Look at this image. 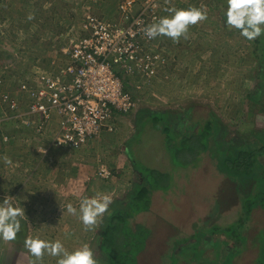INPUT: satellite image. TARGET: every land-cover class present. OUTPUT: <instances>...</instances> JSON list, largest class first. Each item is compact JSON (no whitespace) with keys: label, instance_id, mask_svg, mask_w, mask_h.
Listing matches in <instances>:
<instances>
[{"label":"rangeland","instance_id":"1","mask_svg":"<svg viewBox=\"0 0 264 264\" xmlns=\"http://www.w3.org/2000/svg\"><path fill=\"white\" fill-rule=\"evenodd\" d=\"M117 2L118 0H0V76L7 78L6 85L9 86L8 82L17 80L31 69L47 70L50 61L56 59L61 53V48L69 43L71 35L69 30L77 27L83 14L91 11L96 14L102 12V16L103 12L115 15ZM189 6L205 10L207 19L190 25L186 36L180 37L178 41L167 36L156 37L152 49L164 57L165 67L161 68L163 70L156 77L146 79L142 75H137L132 78L134 83L140 85V89L135 91L139 98L138 106L129 116L116 121L115 131L91 141L86 146L88 150L58 148L60 150L39 151L37 141L28 139V133L20 132L14 137L15 131L7 129L9 141L0 143V200L8 195L17 197L15 202L22 205L26 217L21 218V231L15 240H0V264H29L30 260H34L35 257L28 252L24 242L26 237L35 235L49 240L60 239L68 250L87 243L92 248L97 264H103L104 254L98 248V242L105 214L96 225L86 227L78 216L66 211L65 205L71 202L78 208L80 199L84 196L107 194L112 184L109 180L114 175L123 174L127 179L131 177L130 174H126L128 170L126 164L118 169L119 172L112 166L117 164L115 155L121 157L125 155L123 162H127L123 144L135 131L138 109L183 111L192 105V111H196L195 119L202 124L205 119L218 120L237 141L241 139L238 137H243L242 139L247 141L264 138V112L257 110L247 100L249 93L253 95L257 92L256 85L259 83L258 78L256 79L259 63L253 53L254 40L248 41L239 35L238 30L229 29L224 25L222 20L224 0H165L163 16L169 15L165 11L168 8ZM260 107L264 109V99ZM159 125L154 126L148 120L143 129L138 131L139 134L132 136L128 141L129 151L138 159L137 165L149 169L157 167L161 171V176L157 177L154 173L149 175L148 186L159 184L162 193H169L174 189L177 176H184L187 172L195 186L203 183L199 187L197 201L205 200L200 201L202 208L198 214L208 219V222L205 224L201 222L202 227L210 224L224 227L233 219L237 221L243 218L247 198L253 206L259 205L260 198L256 197L259 188L253 189L244 199L239 196L241 191L245 192L250 188L248 186L240 189V185L246 183L242 173L243 170H248V166L242 165L241 173H238L239 171L227 173L236 179L234 190L231 192L228 186L220 192L219 188L217 190L218 185L222 183L220 187H223L228 182H224L228 175L225 177L217 173L220 172V167L225 169L221 164L222 160L228 165L222 148L200 139L191 147L187 143V146L175 150L174 147H168L166 135H162ZM5 127L6 125L2 128L3 131ZM203 149L205 156L209 154L205 166L201 163L204 160ZM227 154H230V157L235 155L233 151H228ZM239 154L242 155L241 152ZM5 156L9 157L12 163L6 164L3 160ZM92 157L93 162H88ZM237 159L240 161V157ZM252 161L251 169L254 173L257 169L255 182L261 188L264 185L262 180L264 156L260 157L263 167L261 163ZM84 162H88L87 165L90 164V167L95 165L97 167L101 162L106 163L113 176L110 179H102L96 174L95 168V174L90 171L87 173L83 186L70 184L78 165ZM206 174L214 175V179L202 181L197 179L203 178ZM130 179L127 180L130 182L124 189L115 186L117 190H123L119 192L118 197L122 198L131 189L132 178ZM226 188H230V193L225 191ZM182 191L185 192L186 189L182 187ZM118 197H113L112 203ZM167 198L171 205H179L183 200H187L175 196L169 198V195ZM222 200L232 205L230 208L236 207L231 212L232 219H229L230 217L223 219L225 221L216 219L218 211L221 210ZM169 202L157 198L155 200L157 209L154 214L144 213L143 216L140 214L133 218L132 215L128 218L129 225L134 227L137 222L145 220L147 215V221L150 222L152 217L155 220L150 226L152 228L158 226L156 229L158 232L148 239L144 253L138 256L137 264H162L163 255L171 246L174 236L179 238L193 231L189 227V221L196 218V213L191 212L189 205L186 207L189 211L186 212L189 213L187 223L180 219L177 224L170 226L169 218L172 220L173 214L182 208H174L168 204ZM261 203L264 207V199ZM114 207L126 217L130 213L126 205L115 203ZM163 209L164 213H161ZM255 212L252 223L254 227L248 230L250 235L256 232L257 226H264V210L258 207ZM166 214L169 218H166ZM175 222L176 220L173 221ZM192 224L194 231H204L200 228L199 221ZM208 232L210 231L207 230ZM212 234L215 235H210L211 238L225 237L224 233ZM259 240L264 247V231ZM234 244L238 242L231 239L226 248H232ZM246 251L249 257H253L256 247L248 245ZM37 264H57V257L45 253Z\"/></svg>","mask_w":264,"mask_h":264},{"label":"built area","instance_id":"2","mask_svg":"<svg viewBox=\"0 0 264 264\" xmlns=\"http://www.w3.org/2000/svg\"><path fill=\"white\" fill-rule=\"evenodd\" d=\"M164 5L165 0H118L113 19L83 14L47 70L31 69L9 86L0 76V127L20 122L37 135L48 134L50 145L69 150L115 131L116 121L138 106L140 85L132 78L156 77L165 67L164 57L152 49L156 38L145 34L163 16ZM9 138L0 131V143ZM95 172L102 179L113 176L103 162Z\"/></svg>","mask_w":264,"mask_h":264},{"label":"trees","instance_id":"3","mask_svg":"<svg viewBox=\"0 0 264 264\" xmlns=\"http://www.w3.org/2000/svg\"><path fill=\"white\" fill-rule=\"evenodd\" d=\"M253 53L255 59L259 63V68L256 73V79L258 78L259 83L256 85L257 92L253 95H249V93L247 95V100L251 105H254L257 110L264 112V109H261L260 107V104L264 99V34L254 40ZM191 106L183 111L171 109H160L155 111L149 109H138L135 118V131L129 135L124 144V151L133 168L131 189H129L128 193L123 195L122 198H118L117 200L115 199L114 202L111 203L109 212L105 213L100 226L98 248L104 254L103 264H137L138 256L144 253L148 239L153 237L155 232H158L156 230L158 228L157 225L153 228L150 226L155 222L153 217L150 222L146 220L148 214H154L156 212L157 206L155 205V200L158 198L169 202L170 200L167 198L168 195L169 198L171 196H175L187 199V195L189 193V199L186 201L183 200V203L179 205H171L170 202L168 203L174 208L181 207L182 210L173 214L172 220L167 214L166 218H169L170 226L177 224L180 219L182 222L186 221L185 223H187L189 213L186 214V212L189 211L186 210V207L189 205L191 212L194 214L196 213V218L189 221V227L193 231L179 238L174 236V239L170 244L171 246L163 255L162 264H264V247H262L259 240L262 236V232L264 231V226H257L256 232L252 235L248 233V230L254 227L252 223L254 215L256 214L255 209L260 207L264 210L263 204L261 203L264 199V185H262L263 187L261 188L260 185H257L255 182L257 179L255 178L257 175V169L255 173L253 169H251L252 160H254L255 163H261L260 157L264 156V151H262L264 138H255L252 139V141H247L242 139L243 137H238L241 139L240 141H237V139H235L233 135H230L228 130L225 127H222L216 119H205L203 124L200 123L197 119H195L194 115L196 111H192L193 106L192 108ZM158 117H161V119ZM148 120L154 126H158V124H160L158 128L161 129L163 136L164 134L166 135V140L169 143L168 147H174L175 150H177V148L181 149L184 146H187V143H189L191 147L196 140L200 139L209 141L210 145L213 144L222 148L228 165H226L225 161L222 160L221 164L225 166V169L224 167H220L221 169L219 168L220 172L218 171V173H221L225 177H227V173L230 174L235 171H239L238 173H241V169L243 170L242 165L248 166V170H243L242 173L244 174L242 176L246 183L240 185V189L248 186H250V188L245 192L241 191L239 196L244 199V197L246 198L251 194L253 189L256 190L259 188L258 193L256 194V197L260 198L259 205L253 206L252 202L247 198V208L244 211L243 218L241 217L237 221H235L236 219H233V223L232 221H229V225L227 224L224 227H217L215 224L202 227L201 222L205 224L208 222V219L202 218L198 212L199 209L202 208V205L199 204L200 201L205 199H198L197 201L198 190L201 186L197 187L192 183L188 172L184 176H177L174 189H171L172 191L169 193H162V187H160L161 185L159 184L153 187L148 186L149 184H147V178L149 175L154 173L157 177L161 176L160 169H157V167L149 169L145 166L137 165L138 159L134 157L128 149L129 139L132 136L139 134L138 131L143 129V126L148 122ZM178 139H180V141ZM204 140H202V142ZM204 150L205 149L202 151L204 160H202L201 163L205 166V163L207 162L206 158L209 157V154L208 156H205ZM228 151H233L235 155L230 157V154H227ZM240 152L242 155L239 154ZM197 154L199 155V153ZM237 157H240V161ZM261 170L263 171V169ZM226 179L227 180H224V182L228 181L227 185L220 187L222 185L221 183L218 185L219 187H217V190L219 188L220 192L228 186L231 188V192L234 190L236 179L230 175H228V178ZM262 180H264V178ZM182 187L186 189L185 192L182 191ZM230 188H226L225 191L230 193ZM236 197L238 198V196ZM238 202L240 203L239 199ZM115 203H118L119 205H126V207H128L130 213H128L127 217L124 214L122 215L121 211L114 207ZM227 203L228 202H226V200H222L220 207L221 210L218 211L217 220L225 221L223 219L228 217H230L229 219L233 218L231 217V212L235 210L236 207L235 209H232L230 208L232 205ZM168 206L166 208H168ZM134 213H140L142 216L144 213L148 214L145 216V220L137 222L135 226L132 227L128 223V218ZM161 213H164V209ZM174 220H176L175 223H173ZM194 221H199L200 228L204 231H194L192 224ZM207 230L210 232L207 233ZM214 232L219 234L224 233L225 237L222 239L219 237L211 238L210 235H215L212 234ZM231 239L237 241L238 244H234L232 248H226V245L229 244ZM248 245L256 247L255 256H248L249 253L246 251Z\"/></svg>","mask_w":264,"mask_h":264},{"label":"clouds","instance_id":"4","mask_svg":"<svg viewBox=\"0 0 264 264\" xmlns=\"http://www.w3.org/2000/svg\"><path fill=\"white\" fill-rule=\"evenodd\" d=\"M169 15L157 18L145 28L149 39L167 36L174 41L186 36L190 25H196L207 19V12L196 6L187 8H168ZM31 18V17H29ZM223 23L229 29H236L239 35L253 41L264 34V0H224ZM6 164L12 163L7 156L3 157ZM14 196L8 195L0 200V240L12 241L21 231V218L25 210L15 202ZM112 203L110 194L97 193L92 197L84 196L77 208L71 202L65 205L66 211L78 216L86 227L97 224ZM25 247L35 257L29 264H37L45 253L57 257V264H97L92 248L83 243L79 247L68 250L60 239L49 240L39 235L25 238Z\"/></svg>","mask_w":264,"mask_h":264},{"label":"crops","instance_id":"5","mask_svg":"<svg viewBox=\"0 0 264 264\" xmlns=\"http://www.w3.org/2000/svg\"><path fill=\"white\" fill-rule=\"evenodd\" d=\"M111 12H112V10H110ZM100 15H102L100 12H98ZM110 12H106V13H104L103 12V16H105V18L107 19L108 17H110L109 19H113V18H115L116 16H117V10L115 9V15H111V14H109ZM6 125V127H5V129H4V131L2 130V128L4 127ZM5 125H3L2 127H0V130L5 134H7L8 133V131H7V129L9 130H11V131H15V135H13L14 137H16L17 135H18V133H28V135H27V138L28 139H30V140H32V139H34V140H36L37 141V148L39 149V151H56V150H60V149H58V148H56V147H54V146H52V145H50L49 143L51 142V138H50V136L48 135V134H43V135H37V134H35L34 133V130H32V129H29V128H26V127H22V124L20 123V122H18V123H16V122H12V121H10L9 123H7V124H5ZM7 125H8V128H7ZM55 126H56V121L54 120L52 123H51V125H50V127L52 128V129H54L55 128ZM8 135V134H7ZM11 138H12V136H11ZM28 139H26V142H25V144L27 145L28 144ZM127 139H128V137H127ZM126 139V140H127ZM126 142V141H125ZM2 144V143H1ZM124 145V144H123ZM46 146H48V147H46ZM46 147V148H45ZM52 149V150H51ZM85 150H88V148L87 147H84L81 151H85ZM124 151V150H123ZM90 152H93V151H90ZM116 156V158H117V164H115L114 166H112V168H115L117 171H118V169L120 168V167H124L125 166V164H126V169H128V170H126V174H130V178H132L133 179V168H132V165H131V162H130V160L128 159V157H127V162H123L124 161V159H125V155H123V157H121V156H119V155H115ZM93 158V157H92ZM91 158V160L90 161H88V162H93L92 160H94V158L92 159ZM87 162V163H88ZM96 162V161H95ZM87 163H82V164H79L78 165V169H76V171H75V173H74V177H73V179H72V181H70V184L72 183V184H76V186L77 185H81V186H83V184H84V181L86 180V176H88L87 175V173L90 171V172H92V173H94L95 174V168H96V165H95V167H90L89 165H87ZM74 164H75V162H74ZM76 164H78V163H76ZM215 171L217 172L218 170H216L215 169ZM89 172V173H90ZM119 172V171H118ZM216 172H214V174H216ZM218 173V172H217ZM218 174H221V173H218ZM200 175V174H199ZM221 176H223L222 174H221ZM130 178H128V179H130ZM127 178H125L124 177V175L123 174H119V175H117V176H115L114 175V177L112 178V179H110L109 181L112 183L111 185H114V187H112L111 185H110V190L107 192V194H110L111 196H112V198L113 197H118L119 196V192L121 191H123V190H117L116 189V187H118V186H121V187H123L122 189H124V186H127V183H129L130 182V180L129 181H127L128 180ZM199 181L201 180H204V179H206V180H210V179H214V175H212V176H209L208 174H206L203 178H197ZM116 181L117 182H119V183H116ZM203 185V183H200V184H198V185H196L197 187L198 186H202ZM116 186V187H115ZM118 198H120V197H118ZM140 213H142V212H140ZM140 213H137V215H136V213H134L133 214V217H136V216H138V215H140ZM142 216V215H141Z\"/></svg>","mask_w":264,"mask_h":264}]
</instances>
